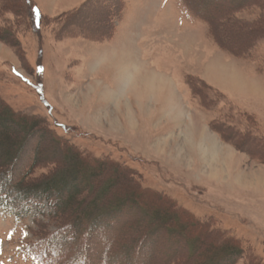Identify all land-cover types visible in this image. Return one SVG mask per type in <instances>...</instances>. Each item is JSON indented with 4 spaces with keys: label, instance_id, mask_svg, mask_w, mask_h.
I'll return each instance as SVG.
<instances>
[{
    "label": "rangeland",
    "instance_id": "374dc122",
    "mask_svg": "<svg viewBox=\"0 0 264 264\" xmlns=\"http://www.w3.org/2000/svg\"><path fill=\"white\" fill-rule=\"evenodd\" d=\"M221 3L226 7L219 9ZM189 4L212 20L217 40L182 0H0V35L7 40H0V99L17 113L41 119L55 139L88 163L108 160L136 173L140 192L133 197L141 207L128 202L117 208L107 237L92 236L89 264L104 251L116 254L118 264L132 262L127 253L136 259L131 264H164L182 254L178 236L167 234L160 222L182 223L185 218L167 213L150 223L142 218H153L150 210L158 205L166 208L159 195L198 221L210 219L212 228L236 239L243 253L234 264H264V0ZM234 4L239 6L228 9ZM31 5L43 14L39 26L31 20ZM110 28L111 37L94 38ZM126 53L132 54L134 64L142 63L138 71L124 66L121 57ZM219 65L234 70L247 85H229L217 74ZM151 79L157 80L152 88ZM171 93L176 96L167 99ZM15 128L21 132L20 124ZM203 129L210 140L200 135ZM42 130L22 145L13 178L38 157L33 179L73 168V154L56 149ZM86 170L64 187L57 181L59 197L73 187H88ZM100 176L101 184L94 185L86 200L127 198L125 173L104 168ZM76 202L77 210L87 203ZM43 210L41 215L33 205L18 220L0 196V264H46L33 252L41 248L33 235L35 221L45 224L42 231L47 234L57 223L50 221L46 203ZM136 229L142 234L132 241ZM184 232L193 239L202 235L191 225ZM58 242L46 244L52 248ZM206 244L215 252L216 238H207ZM203 251L195 245L192 264ZM36 252L41 259L46 255Z\"/></svg>",
    "mask_w": 264,
    "mask_h": 264
},
{
    "label": "trees",
    "instance_id": "16d2710c",
    "mask_svg": "<svg viewBox=\"0 0 264 264\" xmlns=\"http://www.w3.org/2000/svg\"><path fill=\"white\" fill-rule=\"evenodd\" d=\"M182 2L187 8V11L189 10L192 15L206 21L208 25V33L217 40V36L213 30L212 20L205 16L204 12L193 10L189 4V0H182ZM244 2L240 3L242 4ZM225 5H227V3H221L218 8L220 9L222 6L226 7ZM237 5L238 4L228 5V9L233 10ZM32 8L33 6L31 5V20L35 26H39L43 14L36 9V11H33ZM229 19L230 21H233L231 15L229 16ZM112 31L113 29L111 30L110 28V33L100 34V36L94 38L103 39L111 37L110 35L112 34ZM0 40L3 42L7 41L2 35H0ZM220 46L224 48L223 45L220 44ZM44 123L45 122L41 119L28 117L13 111L0 99V128H2L0 131V196L5 199L6 205L16 212V218L18 220L25 219L33 205L41 215L44 214V203L49 207V219L50 221L57 223V227L55 231L47 234L42 231L45 224L37 220L35 221L37 229L33 232V235L38 237V242H40L41 248L35 249L33 252L37 254L36 260H38V262H44L46 264H89V261H86V259L91 256L88 252V246L93 241L94 235H99L98 237H100V235L103 234V236L107 237L106 231L109 229L111 221L120 211V209L117 208L128 202L139 208L141 207V202H137L133 197L134 194H139L138 192H140L139 184L135 179L136 173L128 167L120 166L119 164L112 163L108 160H95L91 165L88 163L89 159H86L84 155L74 151L65 142L55 139L52 135L53 132L51 129H49L47 125H44ZM17 124H20L22 127L21 132H18L15 128V125ZM38 129H43L41 134L44 133V136L48 134L56 149L62 152L69 151L73 154L71 158L74 163L73 168H57L55 171L52 170L50 175L48 174L45 178L33 179L31 178L32 168L35 163L41 159L38 157L25 172L18 176V178H13V167L22 154V145H24L27 138L36 135L37 132L39 135ZM216 131L222 136V133L219 130ZM241 135L245 136L246 134ZM52 161H54L53 163L55 167L59 166L56 160ZM83 167H87L86 172L88 173L89 181L91 180V184L84 188L79 186L73 187L68 194L59 197L58 190L56 189L57 181H59L58 183L62 184L64 187L70 182V178L76 177L77 179L82 176L81 172ZM104 168H108L114 173H125L129 184L122 183V185L124 186L125 197L127 198L112 200V195H107L104 198L96 197L86 200L93 191L94 185L97 187L101 184L100 174ZM60 175L61 177H59ZM115 190L113 192H115ZM126 190L128 192H126ZM157 198L158 201H161L164 204L166 203V210L160 205L156 206L154 210H150V217L153 218L142 217L147 220V222H153L152 219L161 220L162 215L166 213L171 214L172 217L179 216L185 218V221L182 223H176L174 221L169 222L170 220L160 222V227L163 230H166L167 234H176L178 236L177 241H179V245L182 243V254L168 257L165 259L164 264H192L190 256L196 244L204 248L203 254L200 258H197L196 264H234L242 257L243 249L238 241L233 239V237H225L223 231L212 228L213 223H211L210 219L207 221H198L194 217H191V215L185 210L176 207V205L167 198H164L161 195H159V197L157 196ZM76 201L80 202L78 205L83 204V202L86 201L85 208L80 210L74 209V206L77 204ZM186 225L194 226L202 234L201 237L199 239L190 238L187 235L188 233L184 232V227ZM135 231L136 233L132 236L134 240L132 241L138 240V237L142 234L140 230L136 229ZM211 237L216 238V242L218 243V245L216 244L215 252L213 253L210 252V245L206 244V239ZM185 238L188 239L187 243L185 242ZM49 240L54 242L58 240L59 242L54 243V246L49 248L46 244ZM36 250H41L42 253L44 252L46 255L43 256L41 254V259ZM104 253L105 255L100 258L98 257L94 264H118L115 262L117 260L116 254L113 255L108 251H104ZM125 255L128 257L127 259L129 261H132L133 263L136 262V259L129 256L128 253ZM124 261H119V264H126ZM247 263L256 264L254 261H248ZM140 264L144 263L140 261Z\"/></svg>",
    "mask_w": 264,
    "mask_h": 264
},
{
    "label": "bare ground",
    "instance_id": "6f19581e",
    "mask_svg": "<svg viewBox=\"0 0 264 264\" xmlns=\"http://www.w3.org/2000/svg\"><path fill=\"white\" fill-rule=\"evenodd\" d=\"M263 29V28H262ZM253 32V31H252ZM256 32V31H255ZM257 35V34H256ZM248 37V36H247ZM254 39V38H253ZM244 45V44H243ZM134 56V55H133ZM121 59H124L125 61H126V63H125V65L124 66H129V68L132 70V69H134L135 71H138V68H139V66H141L142 65V63L139 61V62H135V64L133 63L134 61H133V59H134V57H132V54H130V53H126V54H122V57H121ZM212 65V64H211ZM210 65V66H211ZM214 65V64H213ZM209 67V66H208ZM229 69V68H228ZM231 69V68H230ZM207 70H209V69H207ZM234 71V70H233ZM233 71H230V70H227V68L224 66V65H219L218 66V68H217V74H219L220 76H222L224 79H226L227 80V82L229 83V85H232V86H237V85H241L242 86V83H243V79H240V78H238L239 77V75H237L235 72H233ZM157 78H159V79H162V77H160V76H157ZM154 81H155V79H151L150 80V83H149V86H150V88H152V87H155L156 86V84H157V80H156V82L154 83ZM246 82V81H245ZM159 84H160V80H159V82H158ZM158 84V85H159ZM169 84H170V82H169ZM237 84V85H236ZM243 85H244V83H243ZM247 85V84H246ZM241 86H240V88H241ZM248 86H250V84L248 85ZM243 87V86H242ZM253 87H254V84L253 85H251V88L253 89ZM237 89H238V87H236ZM170 96L169 97H167V99H169V98H172V97H175L176 96V94L175 93H171V94H169ZM166 107H167V109L168 110H172L173 112L176 110V108L174 107V108H172L171 106H167L166 105ZM179 110V111H178ZM177 111L179 112L177 115L178 116H180L181 115V110L180 109H177ZM177 116V117H178ZM194 126V125H193ZM195 130H197V129H195L194 128V132H195ZM196 133V132H195ZM197 134H198V132H197ZM203 135V139H206V140H210L209 138L210 137H208V136H206V133H205V130L203 129L202 131H201V133H200V135ZM202 139V140H203ZM211 140H213V139H211ZM204 142V141H203ZM253 142V141H252ZM213 144L216 146V143H215V141H213ZM252 147H254V149H262V147L260 146V145H258V144H256V143H252ZM204 152V151H203ZM215 152V150L212 148V153H214ZM213 156V155H212ZM211 165H213V164H211ZM213 170H215L214 169V167H211ZM217 170V169H216ZM216 173H217V171H216ZM163 233V232H162Z\"/></svg>",
    "mask_w": 264,
    "mask_h": 264
},
{
    "label": "crops",
    "instance_id": "0c3cea01",
    "mask_svg": "<svg viewBox=\"0 0 264 264\" xmlns=\"http://www.w3.org/2000/svg\"><path fill=\"white\" fill-rule=\"evenodd\" d=\"M117 33V32H116ZM249 78V77H248ZM174 80V79H173ZM243 81V83L246 85L247 83L245 82V80H242ZM248 81V80H247ZM249 81H251V80H249ZM177 87H178V85H176L175 84V90H176V92H177ZM259 91H261L262 93H263V91L260 89ZM252 93H255V92H252ZM249 94V93H248ZM259 94V93H258ZM254 97H259V95H256V96H254ZM262 97H263V95H262ZM264 99V98H263Z\"/></svg>",
    "mask_w": 264,
    "mask_h": 264
},
{
    "label": "snow or ice",
    "instance_id": "6c2138e0",
    "mask_svg": "<svg viewBox=\"0 0 264 264\" xmlns=\"http://www.w3.org/2000/svg\"><path fill=\"white\" fill-rule=\"evenodd\" d=\"M33 11H36L35 9H33Z\"/></svg>",
    "mask_w": 264,
    "mask_h": 264
}]
</instances>
